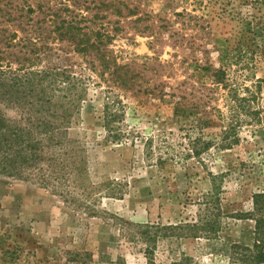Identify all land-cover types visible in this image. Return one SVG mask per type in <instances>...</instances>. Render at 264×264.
<instances>
[{"label":"rangeland","instance_id":"rangeland-1","mask_svg":"<svg viewBox=\"0 0 264 264\" xmlns=\"http://www.w3.org/2000/svg\"><path fill=\"white\" fill-rule=\"evenodd\" d=\"M130 1L158 25L170 21L157 40L133 28L135 17L123 19L111 43L121 64L140 71L141 90L87 70L88 94L68 131L34 155L23 151L29 141L0 142V264H229L234 243H254L255 222L240 214L264 189V0ZM220 67L225 80L213 84ZM162 85L186 105L157 100ZM110 92L123 106L112 109L121 115L113 132ZM59 94L55 101L68 100ZM0 113L13 125L25 116L6 102ZM233 134L239 142L218 148ZM208 140L200 160L193 142ZM211 173L222 175L221 228L195 238L184 225L197 218Z\"/></svg>","mask_w":264,"mask_h":264},{"label":"trees","instance_id":"trees-1","mask_svg":"<svg viewBox=\"0 0 264 264\" xmlns=\"http://www.w3.org/2000/svg\"><path fill=\"white\" fill-rule=\"evenodd\" d=\"M177 16L180 20L183 18L182 24L186 22L182 13ZM130 17H135L133 28L158 34L157 40L162 30L170 27L167 19H158L161 21L158 25L147 13L140 14L138 6L130 0H0V103L20 108L25 114L20 124L13 125L14 122L0 113V142L16 141L22 145L29 141L34 147L23 151L34 155L36 145L43 139L53 140L59 131H68L74 111L88 94L92 77H86L87 70L112 81L121 90H135L139 86L140 71L131 64H121L111 48L112 41L125 30L122 20ZM78 58L83 62H78ZM225 75V69L220 67L209 78L213 84H219L224 82ZM161 87L158 93L153 91L157 100L175 101L176 108L186 105L185 97L177 98L174 87L170 85L169 93L166 85ZM181 89L178 90L185 92ZM58 93L68 100L55 101ZM110 93L104 104L105 120L113 132V123L119 121L121 115L112 109L121 105L122 100ZM193 108L200 109V106ZM23 120L28 125H24ZM233 135L232 139H223L218 148H230L239 142L238 136ZM110 136L120 137L118 133H110ZM195 143L192 152L200 160L214 145L213 140L202 141L199 146ZM211 175L212 188L206 193L197 218L185 223L184 227L190 230L184 233L186 235L209 237L221 228L216 222L222 213V186L218 181L222 175ZM240 215L254 220L255 240L252 246L234 243L228 256L229 264H264V189L253 192L252 208ZM145 226L159 228L151 224ZM176 227L183 228L172 226ZM144 237L149 243L156 233Z\"/></svg>","mask_w":264,"mask_h":264}]
</instances>
